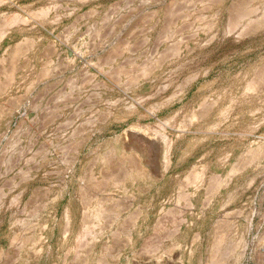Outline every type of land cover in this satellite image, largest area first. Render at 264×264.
Instances as JSON below:
<instances>
[{
	"label": "rangeland",
	"instance_id": "374dc122",
	"mask_svg": "<svg viewBox=\"0 0 264 264\" xmlns=\"http://www.w3.org/2000/svg\"><path fill=\"white\" fill-rule=\"evenodd\" d=\"M263 103L264 0H0V264H264Z\"/></svg>",
	"mask_w": 264,
	"mask_h": 264
},
{
	"label": "bare ground",
	"instance_id": "6f19581e",
	"mask_svg": "<svg viewBox=\"0 0 264 264\" xmlns=\"http://www.w3.org/2000/svg\"><path fill=\"white\" fill-rule=\"evenodd\" d=\"M260 1H261V0H260ZM258 5H259V4H258ZM249 7H250V6H249ZM249 7H248V5L245 6V5L243 4V5L241 6V11H240V9H238V10H239V11H237L238 14H235L236 17H237V20L240 19V20L242 21L243 18L245 19V18L249 17V16L252 14V11H251V10H252L253 8L250 9ZM251 7H252V6H251ZM236 10H237V8H236ZM262 11H263V10H262ZM254 12H255V10H254ZM257 12H258V11H257ZM235 13H236V12H235ZM258 13H259V12H258ZM246 15H248V16L246 17ZM255 16H257V14H255ZM253 17H254V16H253ZM241 18H242V19H241ZM249 18H251V17H249ZM255 18H256V17H255ZM258 19H259V18H258ZM246 20H248V18H247ZM246 20H245V21H246ZM261 20H262V19H261ZM236 22H237V21H236ZM238 22H240V21H238ZM248 22H249V21H248ZM255 22H256V21H255ZM251 23H252V22H251ZM261 24H263V23L261 22ZM258 25H260V24H258ZM141 37H142V36H141ZM199 41H200V40H199ZM144 42H145V41H144ZM198 43H199V42H198ZM119 52H120V51H119ZM126 53H127V52L124 51V52L118 53L117 55L113 56L112 58L109 57L110 60H108V62L106 61V63H104V64H105L106 66H107V65H110L112 62L114 63V62H116L117 60H119L120 58L122 59L123 56H124ZM81 54H82V53H81ZM127 54H128V53H127ZM127 54H126V55H127ZM126 55H125V56H126ZM129 55H130V53H129ZM125 56H124V57H125ZM131 56H132V55H130L129 57H131ZM136 58H137V57H136ZM121 59H120V60H121ZM138 60H140V59L137 58V62H139ZM147 60H148V59H147ZM68 63H69V61H68ZM136 64H137V63H136ZM182 65H183V64H182ZM140 66H141V63H140ZM143 72H144V71H143ZM121 78H122V77H121ZM144 78H145V77H144ZM244 81H245V80H244ZM238 82H239V81H238ZM232 83H234V82H232ZM235 85L237 86V82H236ZM233 86H234V85H233ZM239 86H241V83H240ZM243 86H244V85H243ZM243 86H241V87H243ZM237 87H238V86H237ZM241 87H240V88H241ZM87 88H88V87H87ZM232 88H233V87H232ZM235 88H236V87H235ZM235 88H234V89H235ZM234 89H233V90H234ZM236 89H237V88H236ZM222 90H223V89H222ZM230 90H231V89H230ZM233 90L230 91V92H233ZM237 90H238V89H237ZM228 91H229V90H228ZM242 91H243V90H242ZM237 92H238V91H237ZM230 94H231V93H230ZM230 94H229V95H230ZM226 95H227V93H226ZM233 95H234V94H233ZM233 95H231V97L227 95L228 98H229V100H228V98H226V97L223 98V97H221V96L219 95V96H220V99H221V98H222V99H221L220 102H218V103H220L222 107L219 105V107H221V110H220V109L218 108V103L216 102V103H217V108H218V111H216V112H218V114H219V113L222 111V113H221L222 115H220V116H223V115H224L223 113L225 112V110H228V111H229V109H228L229 107L226 108L225 106H228L229 104L231 105L232 103H234V102L230 99V98H233V100L235 99V98L233 97ZM241 95H242V94H241ZM249 95H250V94H249ZM247 96H248V95H247ZM252 96H253V95H252ZM247 98L249 99V97H247ZM252 98H253V97H252ZM212 100H214V99H212ZM239 100H241V99H239ZM239 100H238V101H239ZM251 100H252V99H251ZM254 100H255V99H254ZM254 100H253V101H254ZM214 101H215V100H214ZM214 101H213V102H214ZM217 101H219V100L217 99ZM225 101H227V102H226L227 105H226ZM257 101H258V100H257ZM235 102H236V99H235ZM240 102H241V101H240ZM254 102H255V101H254ZM258 103H259V102H258ZM211 104H212V103H211ZM263 104H264V103H263ZM230 105H229V106H230ZM254 105H255V104H254ZM213 106H214V109H215V106H216V105L213 104ZM94 108H95V107H94ZM225 108H226V109H225ZM256 108H257V106H256ZM258 108H259V107H258ZM258 108H257L256 110H259ZM219 111H220V112H219ZM226 113H227V111H226ZM226 113H225V114H226ZM216 116H217V115H216ZM224 116H225V115H224ZM66 135H67V134H66ZM70 136H71V135H70ZM73 136H74V135H73ZM66 137H68V136H66ZM62 138H63V137H62ZM64 138H65V137H64ZM69 138H70V137H69ZM72 138H73V137H72ZM74 138H75V137H74ZM51 140H52V139H51ZM66 140H70V139H66ZM62 141H64V140L62 139ZM53 142H54V141H53ZM59 142H60V141H59ZM67 142H68V141H67ZM51 143H52V141H51ZM60 144H62V143L60 142ZM60 144H59V145H60ZM63 144H64V142H63ZM55 145H57V144H55ZM52 146H53V145H52ZM203 175H204V173H203ZM203 175H202V176H203ZM200 177H201V176H200ZM202 183H203V182H201V184H202ZM194 187H195V186H194ZM195 189H197V188L195 187ZM35 233H36V232H35ZM224 242H225V241H224ZM238 246H239V245H238ZM232 252H233V251H232ZM227 255H228V254H227ZM230 255H231V254H230Z\"/></svg>",
	"mask_w": 264,
	"mask_h": 264
}]
</instances>
